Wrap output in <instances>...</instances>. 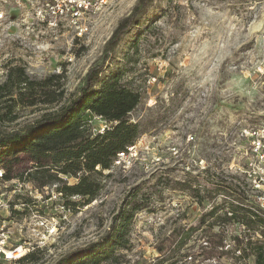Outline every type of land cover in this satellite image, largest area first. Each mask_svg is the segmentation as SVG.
<instances>
[{
    "label": "rangeland",
    "instance_id": "rangeland-1",
    "mask_svg": "<svg viewBox=\"0 0 264 264\" xmlns=\"http://www.w3.org/2000/svg\"><path fill=\"white\" fill-rule=\"evenodd\" d=\"M139 2L108 0L88 18L87 33L80 38L67 27L47 28L27 11L6 6L10 23L0 27V84L11 68H22L35 80L60 75L64 100L52 106L18 105L16 119H0V133L65 105L77 95L87 70L107 57L104 75L120 71L122 82L140 94L129 120L144 134L119 163L92 177L101 190L86 206L74 197L63 201L67 209L56 186L40 193L29 184L16 190L22 184L16 178L0 185L9 206L0 212L8 249L29 244L32 253L20 262L0 258V264H54L95 242L123 198L136 189L150 198L151 210L134 219L128 264L151 263L175 226L195 225L210 208L206 202L202 210L188 195L163 189L167 180L197 176L206 182L223 174L244 184L257 203L255 196L264 194L249 188L245 172L254 159L243 134L264 127V0H151L109 51L107 41ZM87 119L94 131L106 126L100 118ZM21 157L12 175L29 166ZM257 167L262 168L256 162ZM260 173L264 179V169ZM158 179L162 186L154 191ZM238 232L239 227H231L228 235Z\"/></svg>",
    "mask_w": 264,
    "mask_h": 264
},
{
    "label": "trees",
    "instance_id": "trees-1",
    "mask_svg": "<svg viewBox=\"0 0 264 264\" xmlns=\"http://www.w3.org/2000/svg\"><path fill=\"white\" fill-rule=\"evenodd\" d=\"M150 1L140 0L118 25L106 43L109 51L136 24V17ZM106 59L87 70L77 95L65 105L21 129L0 133L3 181L16 178L40 193L56 186L55 192L66 208V199L81 198L86 206L97 198L101 186L92 177L114 167L118 155L127 154L144 134L138 123L129 120L140 103V94L122 82L120 71L104 75ZM63 88L60 75L35 80L22 68L8 69L0 84V119H16L14 110L18 105H57L64 100ZM88 117L102 119L106 123L104 131H94ZM21 156L29 166L23 167L19 175H12ZM64 177L76 182L69 185ZM159 185L158 179L152 189L155 191ZM163 186L188 195L202 210L206 202L210 208L201 213L195 225L175 226L149 264H264V208L249 198L244 184L221 174L206 182H200L197 176L167 180ZM218 197L220 203H216ZM148 199L140 196L138 189L130 192L111 216L103 235L54 264H128L134 248L131 227L137 214L151 210ZM235 226L239 232L228 235ZM31 254L17 261L27 260Z\"/></svg>",
    "mask_w": 264,
    "mask_h": 264
},
{
    "label": "built area",
    "instance_id": "built-area-1",
    "mask_svg": "<svg viewBox=\"0 0 264 264\" xmlns=\"http://www.w3.org/2000/svg\"><path fill=\"white\" fill-rule=\"evenodd\" d=\"M108 0H0V27L10 23V13L6 6L14 7L19 11H27L37 24L45 25L47 28H57L59 25L71 29L78 38L87 33V21L92 15L99 13L106 5ZM102 127L99 132L104 131ZM249 140L250 150L254 161L248 163L245 172L249 180V188L254 192H264V179L260 173L264 169V127H255L243 131ZM130 150V148L128 149ZM126 154H119L114 164L119 163ZM256 162L262 168L256 169ZM4 172L0 168V185H4ZM7 182V181H6ZM22 188L24 184H19ZM258 204L264 208V194L256 197ZM24 206V205H23ZM8 201L4 194L0 193V212L8 209ZM9 232L4 222L0 224V258L4 260L17 261L26 254L30 253L29 244L19 245L13 249H8Z\"/></svg>",
    "mask_w": 264,
    "mask_h": 264
}]
</instances>
